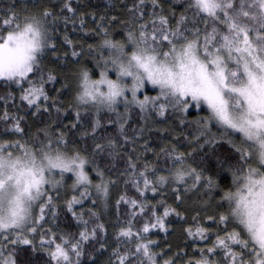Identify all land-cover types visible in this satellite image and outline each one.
I'll return each instance as SVG.
<instances>
[{"label":"snow or ice","instance_id":"obj_1","mask_svg":"<svg viewBox=\"0 0 264 264\" xmlns=\"http://www.w3.org/2000/svg\"><path fill=\"white\" fill-rule=\"evenodd\" d=\"M121 9L0 0V264L22 245L55 264L95 260L92 246L107 264H264V0ZM169 117L194 152L228 146L214 173L175 144L149 147L148 122ZM61 210L75 234L56 227ZM177 222L184 243L165 249L154 236Z\"/></svg>","mask_w":264,"mask_h":264},{"label":"trees","instance_id":"obj_2","mask_svg":"<svg viewBox=\"0 0 264 264\" xmlns=\"http://www.w3.org/2000/svg\"><path fill=\"white\" fill-rule=\"evenodd\" d=\"M30 2H35V0H30ZM52 2L56 4L59 3V0H52ZM122 3L123 0H79L78 3L75 2L74 0V6L78 9L80 13L83 14L94 12L96 14L107 13V14L123 16L126 13H124L123 10L121 9ZM86 18L88 19V26L91 27L93 22L91 21L90 17H86ZM66 30H67V34L73 40H77L82 35L78 25L76 31H73L71 24L67 26ZM117 38H121V37L118 35ZM88 42L90 43L91 40H89ZM65 51H68L70 53L71 49L69 48L68 45L61 44V47L59 48L61 59H63V53ZM68 59L70 60L71 57L69 56ZM50 66L55 68L57 71H59L61 76L64 75V72L61 71L62 69L61 64L52 62ZM60 83H62V80L60 81ZM58 87H59V83L55 86V88ZM50 88H52V86H50ZM55 88H52L53 92L55 91ZM9 90L14 92L15 95L17 96L16 104L18 106L21 105V102L18 99L19 89L13 87ZM4 92H5V86L2 83H0V94H4ZM0 107H2V102H0ZM20 112L21 115L24 114L23 107H21ZM132 119H133V127L143 125L141 118L136 114H133ZM29 123H31V121H29ZM147 133H148V138L146 139ZM144 139L148 143L149 147L156 151H158L159 148L162 146H170L173 144H175L176 146L182 145L181 147H178L181 151H185L191 156H194L196 158L197 163L203 162L205 168L209 172H213V173L218 168L217 157L221 156L224 153L230 152V149L228 148L227 145L223 146L222 148H218L215 154L209 153L205 155L200 151L194 152L193 145L185 141L183 139V135L180 138V140L177 141L171 136V134L165 135L159 132H146ZM148 155L151 156V152H149ZM217 178L222 181L223 185L231 186V177L228 176L226 173L222 174ZM189 211H191V209H189ZM105 219L106 220L111 219L112 223L115 222L114 217H112L111 211L105 213ZM56 227L61 231H67L73 234H75L79 229V225L73 219L72 214L65 210H61ZM111 234H112V229L111 227H109V240H108L109 245H111L113 242ZM154 239H157L160 242V244L164 246L165 249H167L169 245L175 248L176 246H179L184 243V236L180 229L179 222L170 226L168 235H165L164 233H160L154 236ZM37 245H38V241H37ZM88 251L93 252L96 255V259L92 260L91 257L86 254L82 258V264H107V261L110 258V250L100 252V251H96V246H92L88 249ZM17 262L18 264H55L54 261H50L49 256L45 252L39 250V247H37V250L34 251L30 246H23V245L21 246V249L17 254ZM113 264H115L114 260H113Z\"/></svg>","mask_w":264,"mask_h":264},{"label":"rangeland","instance_id":"obj_3","mask_svg":"<svg viewBox=\"0 0 264 264\" xmlns=\"http://www.w3.org/2000/svg\"><path fill=\"white\" fill-rule=\"evenodd\" d=\"M61 67L63 68L64 65L61 64ZM154 94V93H152ZM198 115H204V113H197L195 110H193V115L191 117H189V119H196ZM143 122V121H142ZM175 118L169 117L167 119H159V118H153L151 121L148 122L147 125V130L146 132H159L161 134H165V135H169L171 134V136L174 138L175 135L176 136H180L182 137V130L179 127V125L177 126L178 122ZM143 126V125H142ZM165 129H167V131H164ZM144 134V137H145ZM148 138V133L146 135V139ZM190 144V143H189ZM194 146V142L193 144H191ZM182 145H177V147H181Z\"/></svg>","mask_w":264,"mask_h":264}]
</instances>
